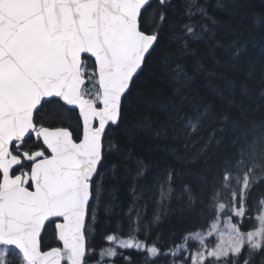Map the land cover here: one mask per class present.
I'll return each instance as SVG.
<instances>
[{
    "label": "snow or ice",
    "instance_id": "1",
    "mask_svg": "<svg viewBox=\"0 0 264 264\" xmlns=\"http://www.w3.org/2000/svg\"><path fill=\"white\" fill-rule=\"evenodd\" d=\"M254 2L0 0V264H264Z\"/></svg>",
    "mask_w": 264,
    "mask_h": 264
},
{
    "label": "trees",
    "instance_id": "2",
    "mask_svg": "<svg viewBox=\"0 0 264 264\" xmlns=\"http://www.w3.org/2000/svg\"><path fill=\"white\" fill-rule=\"evenodd\" d=\"M253 7L256 8V9H261V8H264V4H261L260 0H255V2L253 4ZM216 15H217L218 18H225L224 14L219 12V11H217ZM200 88H201V92H206V89H205V87H204L202 82H201ZM208 98H209L210 102L215 103L217 105L218 109H220L222 111H225V112L231 110L229 108V106L226 105V104H223V102L220 101V99L218 97H214L211 94H209ZM144 115H152L153 119H156V114L155 113H144ZM160 118L162 119L163 117L161 116ZM75 123H76V118L74 116L72 118V121H71V126L73 128L75 127ZM57 126H61V125H57ZM63 126H68V125L66 124V125H63ZM74 134H75V132H74ZM151 142H152L151 138L147 134L138 133L137 139L134 142L136 144L137 153L144 154L145 148ZM112 162H115V161H112ZM196 167H198V166H193V170L194 171H195ZM182 179H183V181L187 182L190 178L185 176ZM180 183H181V178H178L177 179V186H179ZM126 187H127L126 184L121 183L120 192L118 193V195H119V197L121 199V202L123 203V206H124L125 210L127 209V205H128V202H129V199H128L125 191H124ZM261 192H264V187H262L260 189H257L256 192L254 193V196L255 195H259ZM105 199H107V196L105 197ZM173 206H175V204ZM152 211H153V209H152V206L150 205L148 207V210H147L148 215H151ZM100 215L103 216V213L101 212ZM220 218L226 219V217H223V216H221ZM113 220H115V217L113 218ZM211 223H212V221L209 220L205 224L204 228L201 229V227H200L201 221H199V220L186 219L184 221L177 222L175 216L172 218V227L175 230L176 240L177 241H179V238H180L181 234H184V233H186V232H188V231H190L192 229L203 230L204 234L207 233V228L211 226ZM251 226H252V222L250 220L246 219L244 221V224H243V229L247 230ZM49 232H51V230H49ZM48 238H49V235L44 237V240H43L44 249H47L48 247L57 245L52 239L49 240ZM141 239H143V237H141ZM153 239H155V236H153ZM214 240L215 239L213 237H211V238L208 239V242L209 243H214ZM149 243H151V241H149ZM164 243L166 245L168 243H171V241L169 239V233H167V232L165 233ZM191 243H192L193 247L190 248V251L194 253L195 250H196L197 242L193 241ZM95 244L97 246L100 244V239L99 238H97V240L95 241ZM137 259H139V257H137ZM117 264H119V261L117 262ZM161 264H166V262L161 261Z\"/></svg>",
    "mask_w": 264,
    "mask_h": 264
},
{
    "label": "rangeland",
    "instance_id": "3",
    "mask_svg": "<svg viewBox=\"0 0 264 264\" xmlns=\"http://www.w3.org/2000/svg\"><path fill=\"white\" fill-rule=\"evenodd\" d=\"M225 222H226V219H224V218H220V227H221V229L224 228V224H225ZM206 234H207V233H205V235H206ZM212 237L215 238L214 242H216L217 237H216L215 235H213ZM209 238H211V237H209ZM209 238H208V239H209Z\"/></svg>",
    "mask_w": 264,
    "mask_h": 264
}]
</instances>
